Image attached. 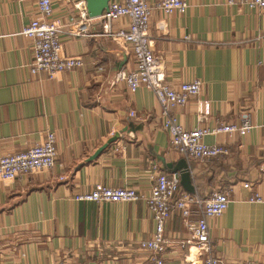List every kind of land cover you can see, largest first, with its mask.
Masks as SVG:
<instances>
[{"label":"crops","instance_id":"1","mask_svg":"<svg viewBox=\"0 0 264 264\" xmlns=\"http://www.w3.org/2000/svg\"><path fill=\"white\" fill-rule=\"evenodd\" d=\"M148 1L153 6L159 0ZM186 3L183 14L152 8L149 18L151 47L166 82L202 84L199 96L172 113L186 130L251 125L243 136L204 137L203 143L228 150L209 162L186 160L171 149L151 91L131 93L113 84L114 74L132 70L135 59L128 46L102 35L100 21L90 23L89 37L62 35V53L80 57L83 65L49 79L29 72L31 42L20 34L37 18L35 0H0V158L40 144L48 133L57 153L49 171L0 180V264H151L139 244L151 239L155 223L141 196L149 195L157 173L180 180L173 170L181 160L191 195L229 193L226 211L208 220L214 256L228 264H264V203L247 202L251 193L264 195V9L237 0ZM52 9L49 20L69 30L70 16L86 14L84 0H52ZM127 26L120 18L112 29ZM199 102L207 105L202 115ZM96 186L133 188L140 198L75 200ZM197 217L177 211L167 220L165 264H202L188 244Z\"/></svg>","mask_w":264,"mask_h":264},{"label":"built area","instance_id":"2","mask_svg":"<svg viewBox=\"0 0 264 264\" xmlns=\"http://www.w3.org/2000/svg\"><path fill=\"white\" fill-rule=\"evenodd\" d=\"M251 8L264 9V0H237ZM37 18L33 19L21 31V35L29 39L33 51V59L29 72L33 75L44 74L49 79L63 72H70L83 65L78 56H66L62 53V35L77 38L89 37V25L93 20L101 23L102 35L113 41L128 46L135 59L132 70H120L113 76V84L123 83L129 92H135L139 87L151 91L160 108L163 129L170 139V146L176 153L189 161L209 162L212 159L228 155L226 147L214 144L207 145L202 139L208 135L238 134L243 136L251 129L244 122L241 125L221 124L213 129L197 128L186 130L178 124L172 113L173 109L183 108L190 97H197L202 90L199 80L180 83L172 86L165 80V68L156 57L151 47L149 37V18L152 8L160 10L165 15L183 14L187 8L186 0H159L153 6L148 0H122L109 2L107 9L98 18H90L87 14L70 16L68 23L74 26L69 30L56 21L49 20L52 13V0H35ZM230 3L235 0H229ZM120 18L128 20L127 28L112 29V24ZM102 69L99 68L98 71ZM206 103H198L197 111L205 113ZM134 115V113H131ZM55 137L48 133L38 145L24 151L5 155L0 158V180L14 181L25 175L39 171H49L55 166ZM155 168V167H154ZM148 196H141L155 223V231L148 241L139 244L141 250L150 254L151 264H165L163 253L166 247L164 226L170 216L180 212L183 218L197 215V220L190 227L188 244L195 247L202 264H228L214 256L208 220L221 217L228 208L230 198L226 190L214 191L206 198L197 194L191 195L180 190L179 177L175 174L157 173ZM242 187L251 190L248 182ZM140 198L133 188L110 189L96 186L89 193L76 195V201L90 202H132ZM249 203H264V195L251 193ZM235 264H259L254 261H243Z\"/></svg>","mask_w":264,"mask_h":264},{"label":"water","instance_id":"3","mask_svg":"<svg viewBox=\"0 0 264 264\" xmlns=\"http://www.w3.org/2000/svg\"><path fill=\"white\" fill-rule=\"evenodd\" d=\"M84 2H85L86 14L88 15V17H90V18H98L107 9L108 3L110 2V0H84ZM113 141H114V139H110L107 142V144L110 143V142H113ZM104 147L105 146H103L97 152V154H99ZM167 167L170 168V165H167ZM173 172L174 173L175 172H179L180 186L187 193L193 194L194 193V188L192 186V180H191L190 172H189V169H188L186 161L185 160H181L177 164V167L173 170Z\"/></svg>","mask_w":264,"mask_h":264}]
</instances>
